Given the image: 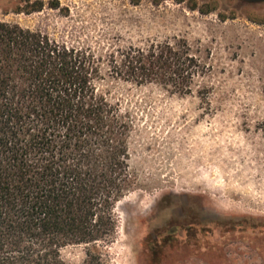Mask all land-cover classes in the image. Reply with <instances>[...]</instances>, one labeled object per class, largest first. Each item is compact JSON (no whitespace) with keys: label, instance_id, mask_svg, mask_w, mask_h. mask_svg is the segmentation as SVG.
Here are the masks:
<instances>
[{"label":"rangeland","instance_id":"rangeland-1","mask_svg":"<svg viewBox=\"0 0 264 264\" xmlns=\"http://www.w3.org/2000/svg\"><path fill=\"white\" fill-rule=\"evenodd\" d=\"M9 1L0 0V20L59 42L184 39L204 67L187 94L159 83L112 85L135 119L136 185L117 204L116 238L98 248L103 264H264V231L254 228L264 227V0H59L61 9L32 14L11 12ZM226 220L247 229L214 226ZM86 253L75 245L62 256L83 264Z\"/></svg>","mask_w":264,"mask_h":264},{"label":"trees","instance_id":"trees-1","mask_svg":"<svg viewBox=\"0 0 264 264\" xmlns=\"http://www.w3.org/2000/svg\"><path fill=\"white\" fill-rule=\"evenodd\" d=\"M9 2L17 14L61 9L59 0ZM203 68L184 39L95 48L0 20V264H69L62 251L75 245L87 247L83 264H103L98 248L116 238L117 204L136 185L135 119L112 85L187 94ZM214 226L247 229L245 220Z\"/></svg>","mask_w":264,"mask_h":264}]
</instances>
